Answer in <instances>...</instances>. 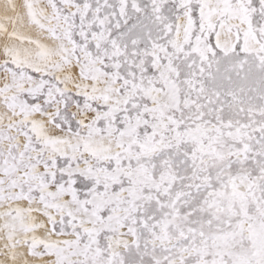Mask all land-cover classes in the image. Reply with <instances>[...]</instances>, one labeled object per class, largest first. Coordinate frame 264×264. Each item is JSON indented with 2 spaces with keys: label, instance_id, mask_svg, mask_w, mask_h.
Wrapping results in <instances>:
<instances>
[{
  "label": "snow or ice",
  "instance_id": "snow-or-ice-1",
  "mask_svg": "<svg viewBox=\"0 0 264 264\" xmlns=\"http://www.w3.org/2000/svg\"><path fill=\"white\" fill-rule=\"evenodd\" d=\"M0 264H264V0H0Z\"/></svg>",
  "mask_w": 264,
  "mask_h": 264
}]
</instances>
